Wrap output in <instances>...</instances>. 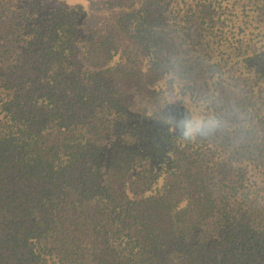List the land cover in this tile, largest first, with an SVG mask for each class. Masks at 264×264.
I'll use <instances>...</instances> for the list:
<instances>
[{"label": "trees", "instance_id": "obj_1", "mask_svg": "<svg viewBox=\"0 0 264 264\" xmlns=\"http://www.w3.org/2000/svg\"><path fill=\"white\" fill-rule=\"evenodd\" d=\"M72 3L0 0V264H264V0Z\"/></svg>", "mask_w": 264, "mask_h": 264}, {"label": "clouds", "instance_id": "obj_2", "mask_svg": "<svg viewBox=\"0 0 264 264\" xmlns=\"http://www.w3.org/2000/svg\"><path fill=\"white\" fill-rule=\"evenodd\" d=\"M221 127V121L214 117H197L188 119L182 125V129L187 137L195 135L207 136L214 134Z\"/></svg>", "mask_w": 264, "mask_h": 264}, {"label": "rangeland", "instance_id": "obj_3", "mask_svg": "<svg viewBox=\"0 0 264 264\" xmlns=\"http://www.w3.org/2000/svg\"><path fill=\"white\" fill-rule=\"evenodd\" d=\"M77 2H82L85 7L87 8V13L90 12V7H91V2L92 0H74V2L72 3L71 1L67 0L66 2H64L63 0H45V3L47 6H64L65 3L66 4H75ZM58 4V5H57Z\"/></svg>", "mask_w": 264, "mask_h": 264}]
</instances>
